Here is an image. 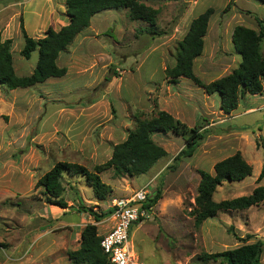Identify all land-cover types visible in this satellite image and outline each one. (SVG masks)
<instances>
[{
	"label": "rangeland",
	"instance_id": "1",
	"mask_svg": "<svg viewBox=\"0 0 264 264\" xmlns=\"http://www.w3.org/2000/svg\"><path fill=\"white\" fill-rule=\"evenodd\" d=\"M229 1L145 0L159 9L156 25L164 33L154 37L145 30V22L130 20L122 11H102L92 17V24L100 20L93 24L92 34L75 41L69 57H60V63L70 65L66 77L12 91L0 86V264H72L68 252L79 247L83 226L95 223L98 234H103L111 225L110 220L99 224L107 215L95 222L81 207L106 212L112 199L131 197L146 183L151 189L160 186L161 196L148 217L130 229L139 264H225L203 263L197 256L264 239V201L247 209L219 211L198 227L189 213L197 194L198 170L213 173L217 161L237 151L252 166V173L241 181L223 182L213 199L247 195L264 184V177L256 180L263 161L264 90L244 94L237 108L225 113L217 93L208 95L184 77L173 85L164 73L166 66L174 65L177 41L187 31L176 33L189 4L193 17L208 6L214 8L202 55L193 62L195 74L209 82L237 67L240 56L231 47L229 32L236 23L255 22L248 11L261 17L264 12L257 13L248 0H234L222 14ZM11 2L0 0V36L12 39L17 73L27 75L38 53L35 50L29 59L20 55L22 9L16 4L3 7ZM22 19L30 36L40 34L39 22L31 14ZM22 65L25 70L20 71ZM160 109L188 126L207 127L208 134L191 157L175 164L173 158L184 140L170 132L156 134L155 142L167 154L142 175L119 177L112 169L102 171L101 180L111 187L105 200H97L80 177L64 181L63 197L69 207L46 200L36 183L54 163L76 162L91 170L109 159L112 147L134 128V113L142 111L144 117ZM234 234L251 237L239 240Z\"/></svg>",
	"mask_w": 264,
	"mask_h": 264
},
{
	"label": "trees",
	"instance_id": "2",
	"mask_svg": "<svg viewBox=\"0 0 264 264\" xmlns=\"http://www.w3.org/2000/svg\"><path fill=\"white\" fill-rule=\"evenodd\" d=\"M15 1V0H12ZM145 0H65V15L67 23L59 29L47 28L44 35L39 38L30 36L23 25L22 17L19 20V28L23 38V46L20 55L29 59L36 50L37 61L32 72L19 76L13 67L11 54V38L1 39L0 36V85L8 90L26 88L44 82L51 77H62L67 68L57 65L59 53L65 50L75 37L89 24L91 17L96 13L108 9H125L126 16L130 20L146 23L145 30L154 37L164 32L159 31L156 25V17L159 9L146 5ZM154 1V0H150ZM264 4V0H259ZM234 3L230 0L222 14L229 10ZM214 8L208 6L203 12L192 18L186 33L177 41L175 63L166 66L164 73L171 84L178 83L181 77L191 80L193 84L203 89L206 94L217 93L220 100V109L230 113L237 108L239 98L244 94H261L264 89V17L259 18L253 12L258 24V32L243 25H235L232 31L231 41L236 53L240 55L237 67L224 76L209 82H204L197 76L193 69L194 60L202 55L204 36L207 33L208 24ZM113 73L116 74L114 68ZM108 80V77H105ZM156 109V108H155ZM142 111L134 113L135 126L127 132L124 140L112 147V152L105 162L95 164L90 170L86 166L68 161H58L45 172L37 181L41 186L47 201L67 208L63 197L65 191L64 181L68 177H80L84 179L94 197L103 201L111 192V187L100 178V173L112 169L114 175L138 176L145 174L167 152L161 145L155 142L153 135L173 133L184 140L183 148L175 155L173 161L177 164L181 158L191 157L197 147L208 134L204 124L196 123L188 126L185 122L174 117L168 111L152 110L150 114L141 117ZM176 167V165H175ZM174 168V166H171ZM200 179L197 186V194L194 197V207L190 210L194 225L200 226L206 219L215 217L219 211H232L247 209L264 201V184L257 185L250 194L237 196L231 199L215 201L213 194L217 186L225 181H241L252 173V166L244 159L239 151L217 161L213 166V173L198 170ZM264 177V144L263 161L257 181ZM161 196V187L151 189L147 199L141 206L151 211ZM92 207L82 211L88 212L95 222L107 215V212H96ZM135 222L134 224H137ZM243 240L250 238L247 234ZM101 236L97 232L95 223H87L80 232V243L76 250L69 251L68 257L72 264H106L107 256L100 246ZM264 239L242 244L233 249L217 252H203L197 258L205 263L208 261H220L225 264H260Z\"/></svg>",
	"mask_w": 264,
	"mask_h": 264
},
{
	"label": "crops",
	"instance_id": "3",
	"mask_svg": "<svg viewBox=\"0 0 264 264\" xmlns=\"http://www.w3.org/2000/svg\"><path fill=\"white\" fill-rule=\"evenodd\" d=\"M248 1H249L248 4H250L251 6H253L254 9H256V12H257V10H260L261 12H264V4L261 1L260 2H258V0H248ZM11 3L12 4H8L7 3V5H3V7L6 8L8 5L13 6L14 4H16L19 7H21V9H22V17H23L24 14H31L33 16V18L36 21L39 22L38 25L40 26V28L38 29V31L40 32V34L33 35L32 37H34V38L42 37L44 35V32L46 31V29L49 28V27L50 28H53L54 30H57L61 26L65 25L67 23V16L65 15V0H17V1H12ZM0 5H2V4H0ZM108 10H112V9H108ZM108 10H103V13L109 12ZM186 10L187 11L184 12L183 13V16L179 19V22H178V25H177V27L178 26L179 27H178L176 33L177 32H180V31L183 32L186 29H188L190 20L192 18H194L193 15L195 14L194 13L195 11H192V4H189L188 5V8ZM115 11H120V12L122 11L123 13H126V10L125 9H117ZM188 12L190 13L189 15H188ZM101 13H102V11L99 12V13H96L95 15H98L99 16V15H101ZM12 15H13V13H12ZM95 15H93L92 17H94ZM188 16H189V18H188ZM257 16L259 18H263L264 17V16L261 17L259 14ZM92 17H91L89 26L86 29H84L83 31H81L75 37V39L73 40V42L65 50L61 51L59 53L58 57H57V60H56L57 65L58 66H64V67H66L67 68L66 74L63 75L61 78L60 77H51V78H57L55 80H58V79H62L64 77H66V75H68V72L70 70V67H69L70 65H68V63H60L59 62L60 57L62 55H66V54L69 57V53L72 52V47L70 48V46L75 41H80L87 34H90V33L92 34V31H93L92 29H94L93 28V24L94 25H97V23L100 22V20H96L92 24ZM3 18L5 19V17H3ZM12 18H14V17H12ZM8 19L9 18L7 17V19H5V20H8ZM22 20L24 21V19H22ZM210 20H211V18H210ZM210 20H209V24H210ZM209 24H208V27H209ZM23 25H24V28L26 30V27H25V23L24 22H23ZM235 25H243V26H246L248 28H251V29L255 30L256 32H258V29H259L258 28V24H257L256 21L255 22L249 21V22H247V24L240 23V22L234 24L233 27L231 28L230 32H229V41L231 43V47H233V44H232V41H231V36H232V31H233V28H234ZM207 31H208V29H207ZM67 60H68L67 62H69V64H71L70 58L67 59ZM239 62H240V60H239ZM35 64L32 67H29V69H28V71L26 73L27 75L32 72L33 68L35 67ZM13 67H14V70H15V72H16L17 75H19V76H23L24 75V73H21V74H18L17 73L18 72V69L14 65V63H13ZM22 69L25 70V68L23 67V65L19 68V70L21 71ZM51 78H48L44 82H46V81H55V80H51ZM181 78H183V77H181ZM189 81H191V80H189ZM41 83H43V82H41ZM38 84H40V83H38ZM173 85H175V84H173ZM30 87H32V86H30ZM12 90H14V89H11L10 91H12ZM185 105L187 106V103H185Z\"/></svg>",
	"mask_w": 264,
	"mask_h": 264
},
{
	"label": "built area",
	"instance_id": "4",
	"mask_svg": "<svg viewBox=\"0 0 264 264\" xmlns=\"http://www.w3.org/2000/svg\"><path fill=\"white\" fill-rule=\"evenodd\" d=\"M1 86V85H0ZM151 191L146 183L131 197L112 199L105 209L107 216L99 224L111 221L108 229L101 236L100 246L107 256L106 264H139L131 240L130 229L135 222H140L149 215L141 206ZM109 222V221H108Z\"/></svg>",
	"mask_w": 264,
	"mask_h": 264
}]
</instances>
